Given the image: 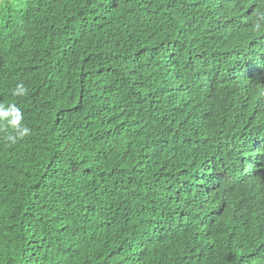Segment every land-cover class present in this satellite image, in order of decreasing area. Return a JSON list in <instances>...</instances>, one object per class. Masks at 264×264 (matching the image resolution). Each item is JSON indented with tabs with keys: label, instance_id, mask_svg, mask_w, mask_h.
<instances>
[{
	"label": "trees",
	"instance_id": "16d2710c",
	"mask_svg": "<svg viewBox=\"0 0 264 264\" xmlns=\"http://www.w3.org/2000/svg\"><path fill=\"white\" fill-rule=\"evenodd\" d=\"M0 3V264H264V0Z\"/></svg>",
	"mask_w": 264,
	"mask_h": 264
},
{
	"label": "rangeland",
	"instance_id": "374dc122",
	"mask_svg": "<svg viewBox=\"0 0 264 264\" xmlns=\"http://www.w3.org/2000/svg\"><path fill=\"white\" fill-rule=\"evenodd\" d=\"M2 1H4V0H2ZM2 1L0 0V2H2ZM7 1H12V0H7ZM18 1L26 2L28 0H18ZM0 5H2V4L0 3ZM241 16H242V18H246L249 20H255V14L254 13H252V15L245 13ZM242 22L243 21H240V23H239L240 26L244 25V22L243 23ZM251 165L253 166L255 173H260V172L264 171V159H261L259 162H254L252 160H248V166H251ZM205 241H206V235L203 236V238L201 240V244H203Z\"/></svg>",
	"mask_w": 264,
	"mask_h": 264
},
{
	"label": "clouds",
	"instance_id": "9594fccd",
	"mask_svg": "<svg viewBox=\"0 0 264 264\" xmlns=\"http://www.w3.org/2000/svg\"><path fill=\"white\" fill-rule=\"evenodd\" d=\"M248 14H249V13H248ZM249 15H250V14H249ZM12 123H13V124H17L18 121H12ZM27 131H28L27 129H24L22 134L27 133Z\"/></svg>",
	"mask_w": 264,
	"mask_h": 264
}]
</instances>
